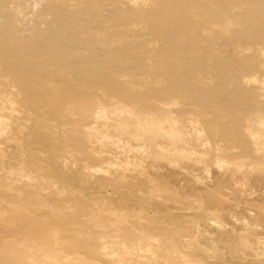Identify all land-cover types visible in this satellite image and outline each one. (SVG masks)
Wrapping results in <instances>:
<instances>
[{
  "label": "bare ground",
  "instance_id": "6f19581e",
  "mask_svg": "<svg viewBox=\"0 0 264 264\" xmlns=\"http://www.w3.org/2000/svg\"><path fill=\"white\" fill-rule=\"evenodd\" d=\"M38 1L42 6L27 20ZM0 16L8 19L0 22V79L10 81L8 93L0 82V182L27 192L39 186L24 150L20 108L66 103V113L75 115L94 102L102 123L74 145L58 141L62 150L87 161L83 166L92 172L108 166L146 175L152 201H165V193L197 201L207 193L213 205L205 210L207 220L223 224L228 213L246 223L238 244L264 264V215L242 208V196H253L251 203L264 211L256 198L264 195V116L248 119L254 147L234 134L240 112L258 114L261 101L251 86L264 94L255 62L257 55L264 58V0H0ZM239 142L256 164L226 158L228 146ZM211 157L225 173H213ZM91 158L103 166L93 167ZM216 175L222 182L214 185ZM22 200L7 206L0 200V264H102L98 258L108 264H203L178 244L172 249L152 242L147 229L133 225L113 244L107 228L119 222L113 215L61 221L63 212L52 207L49 222L42 218L46 204L35 215L29 209L34 199ZM97 226L107 230L98 233ZM74 230L83 234L79 241L60 240V231ZM194 242L209 251L214 240Z\"/></svg>",
  "mask_w": 264,
  "mask_h": 264
},
{
  "label": "rangeland",
  "instance_id": "374dc122",
  "mask_svg": "<svg viewBox=\"0 0 264 264\" xmlns=\"http://www.w3.org/2000/svg\"><path fill=\"white\" fill-rule=\"evenodd\" d=\"M40 5L42 6L38 1L32 9L26 11L27 20L35 16L33 12L36 13L40 9ZM7 20L0 16V22ZM21 35L29 37L28 32H23ZM99 55L102 56V53L98 49ZM255 62L258 70L256 75L262 80L264 78V58L257 55ZM0 82L2 83L1 88L5 93H8L10 90L8 88L9 79L1 78ZM257 86L253 85L251 89L261 101L256 109L260 115L253 112H240L237 115L238 124L235 125L234 130L237 137L251 146L254 143L248 130L250 125L248 119L264 116V94H261ZM40 103L39 101L33 102L32 111L20 108L17 113L27 127L24 150L28 165L33 167L35 175L39 177L38 189L34 192H27V189L21 185L10 189L7 183L0 182V200L5 202H3L4 206L8 205V200L16 201L22 205L24 202L22 199L29 196L34 199V205H30L29 209L35 215L43 211L40 209L42 204L47 205L42 218L49 222H53L54 219V215L49 211L52 207L60 208L63 212L61 221H70L78 217L83 223L93 217L106 219L113 215V220L119 221L113 227H107L109 230H113V244L117 240L116 236L125 235L123 229L126 225H133L138 230L146 231L145 229H147L146 232L153 236L152 242L163 243V247L172 249L178 244L180 251L188 254L187 256L193 260L199 259L198 261L203 264H261L256 256H252L250 249L238 244V237L246 233L243 230L246 223L238 222L236 217L228 213L223 214V224L218 223L223 226H218L217 223L214 225L207 220L205 210L209 206L213 207L207 193L197 201H194L191 196H184L186 198L184 199L183 195H178L177 201H174L176 199L169 193H165V201H152V192L148 190L150 184L147 183L146 177L143 178L146 175L136 172L137 175L133 176L129 171L110 169L108 166H104V171L92 172L83 166L87 161L77 160L62 150L57 144L58 141L64 143L65 140H69V143L74 145V140L86 138L88 128L102 123L100 119L95 118V114L99 110L97 104L89 102L84 108L76 109L75 115H70L66 113V103L58 104L51 110H48L45 105L40 107ZM203 134L206 135L205 131ZM198 149L205 150L206 147L199 145ZM226 153V158L231 162L233 159L240 158L247 165L257 163L256 159L247 157L244 145L240 142L229 145ZM18 157V155H13L11 161H17ZM209 163L214 169V174L219 173L220 170L225 173V169H219L216 166L212 157L209 158ZM90 165L95 168L103 166L100 161L93 158L90 160ZM234 170H237L236 166L232 167L233 172H235ZM240 175L238 174L237 177ZM228 178L226 175L224 180L227 182ZM162 179L166 180L168 177L162 176ZM215 180L214 185L222 182V176L216 175ZM225 192L228 193V197H232L231 199L238 198L234 194H229V190H225ZM259 197L264 205V195L256 196V198ZM253 198L255 197L242 196L245 202L242 208H251L259 215H264L262 209L251 203ZM240 209H236V211L239 212ZM237 228H241L240 233L236 231ZM95 230L99 233L107 229L97 226ZM60 232V240L63 237H69L68 241H79L83 235L79 230ZM189 238L191 240L194 238L192 241L194 244L189 242L191 241ZM195 238H206L212 242L214 240V242L209 245L210 250L206 251V247L203 248L195 244ZM113 250L116 251L115 247ZM77 252L80 254L86 251L79 248ZM86 255L89 257L88 254ZM98 261L108 264L104 258H98ZM163 263L167 264L164 259H161L157 264Z\"/></svg>",
  "mask_w": 264,
  "mask_h": 264
}]
</instances>
